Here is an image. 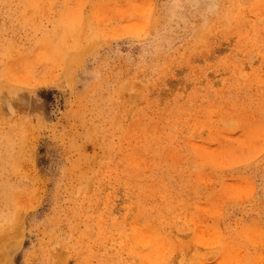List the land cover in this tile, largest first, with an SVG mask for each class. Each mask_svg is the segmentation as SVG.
Returning <instances> with one entry per match:
<instances>
[{
    "label": "rangeland",
    "instance_id": "rangeland-1",
    "mask_svg": "<svg viewBox=\"0 0 264 264\" xmlns=\"http://www.w3.org/2000/svg\"><path fill=\"white\" fill-rule=\"evenodd\" d=\"M0 264H264V0H0Z\"/></svg>",
    "mask_w": 264,
    "mask_h": 264
}]
</instances>
